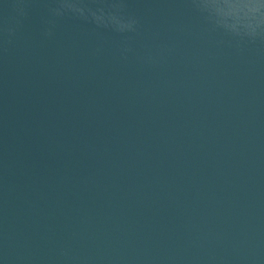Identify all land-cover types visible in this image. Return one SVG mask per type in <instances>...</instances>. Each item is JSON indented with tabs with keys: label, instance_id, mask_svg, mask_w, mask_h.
Returning a JSON list of instances; mask_svg holds the SVG:
<instances>
[{
	"label": "water",
	"instance_id": "1",
	"mask_svg": "<svg viewBox=\"0 0 264 264\" xmlns=\"http://www.w3.org/2000/svg\"><path fill=\"white\" fill-rule=\"evenodd\" d=\"M0 264H264V0H0Z\"/></svg>",
	"mask_w": 264,
	"mask_h": 264
}]
</instances>
